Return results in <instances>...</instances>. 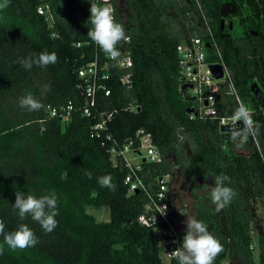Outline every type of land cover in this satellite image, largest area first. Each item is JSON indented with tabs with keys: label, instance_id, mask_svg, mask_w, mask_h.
<instances>
[{
	"label": "trees",
	"instance_id": "16d2710c",
	"mask_svg": "<svg viewBox=\"0 0 264 264\" xmlns=\"http://www.w3.org/2000/svg\"><path fill=\"white\" fill-rule=\"evenodd\" d=\"M93 1L9 0L0 9V220L6 232L25 223L38 237L35 246L24 249L4 244L0 264H179L177 256L167 257L176 245L163 236L164 225L153 230L139 224L148 197L143 191L127 193L122 158L114 162L110 143L102 145L101 139L90 137L98 117H85L79 110L84 102L78 71L95 54L105 55L87 36ZM110 1L116 21L124 24L130 37L122 43L132 60L127 71L112 64L106 83L110 96L98 94L99 111L115 110L110 134L120 147L140 129L152 135L162 161L142 164L140 175L150 192L156 189L157 175L170 174L171 157L192 181L209 178L213 186L217 175L226 174L230 179L225 183L236 193L231 202L217 208L207 198L208 204L196 205L197 219L223 245L213 264H264V229L256 228L252 206L264 201V117L258 114L264 107V0H230L236 13L224 19L222 29L220 6L229 0ZM38 6L46 7L47 15H39ZM203 17L239 97L253 110L258 147L248 133L247 139L245 133H222L217 119L185 112L192 102L180 90L177 46L191 37H203L199 29ZM177 19L182 22L178 31L171 26ZM234 20L241 36L233 35ZM44 51H54L56 63L44 67L34 63L30 69L20 63ZM126 73L130 84L121 85L119 78ZM253 84L261 91L258 101L251 91ZM27 93L41 100L39 110L19 105V98ZM224 101L231 102L229 97ZM68 103L75 108L68 121L50 115V109L61 111ZM131 106L138 111L130 112ZM234 111L232 106L223 114ZM238 146L253 151L244 154ZM185 160L191 163L189 171ZM105 175L111 176L114 187L100 182ZM50 189L58 196L56 227L49 232L30 216L20 220L12 207L15 192L39 196ZM90 207L108 209L109 220L97 221L87 212ZM182 237L179 234V243ZM253 242L255 251L249 249Z\"/></svg>",
	"mask_w": 264,
	"mask_h": 264
},
{
	"label": "built area",
	"instance_id": "2783aa9c",
	"mask_svg": "<svg viewBox=\"0 0 264 264\" xmlns=\"http://www.w3.org/2000/svg\"><path fill=\"white\" fill-rule=\"evenodd\" d=\"M111 4L114 9L113 2L110 0H94L93 3ZM230 2V0L228 1ZM39 15H47V9L44 6L37 7ZM203 29V37H191L189 40L180 42L177 46L178 67L180 71L181 85H192V88H186V95L190 98L194 108V113L190 117L200 116L217 119L220 126H229L237 128L238 121L234 118L236 109L240 104H244L238 95L237 89L234 86L231 74L227 69L222 53L218 47L216 40L213 37L208 21L203 17L201 25ZM128 42V40H124ZM123 41L117 46L120 49V56L113 59L105 53L104 58L95 54L93 59L89 61L82 69L78 71L80 83L78 88L83 98V105L79 109L85 117H98V121L94 123L90 130V137L101 139L102 145L104 142L110 143L109 152L112 160L116 162L117 158L121 157L127 168V173L124 177L123 184L126 187L127 193L131 194L138 191H143L148 197V203L144 208V212L139 216L138 222L145 227L157 229L160 224L164 225L161 229L163 236L167 237L168 243L180 247L179 234L175 229V224L171 220L169 212V197H168V182L169 174L157 175L153 179L156 189L153 192L145 185L142 174L144 167L143 163L148 165L159 164L162 157L156 148L152 135L142 129L135 133V136L126 141L121 147L113 139L109 132V125L114 116L115 110H98L97 98L98 94H103L104 97L110 96V90L106 83L111 77L110 68L129 70L132 67L130 53L123 48ZM206 43L210 47H206ZM80 43H76V47H80ZM210 57V59H208ZM211 66H220L222 76L215 78L211 71ZM121 85H129L130 77L126 73L119 78ZM229 97L230 103H224V98ZM233 104V105H232ZM252 115L253 110L244 104ZM235 107V111L231 115L223 114L225 111ZM130 112H137L136 106L128 108ZM75 108L72 103H68L61 111L50 109L52 117L61 115L62 119L68 121ZM258 114L264 117V107L258 109ZM253 120V119H252ZM243 122V121H242ZM245 125V129H246ZM254 128V122H253ZM245 133V132H244ZM252 145L258 147V140L255 131L248 132ZM138 155L141 158L139 162H133L127 158L126 153ZM142 152L144 154H142ZM251 251H255V243L249 246ZM176 256L175 249L167 254V257ZM222 264H230L228 261H223Z\"/></svg>",
	"mask_w": 264,
	"mask_h": 264
},
{
	"label": "clouds",
	"instance_id": "9594fccd",
	"mask_svg": "<svg viewBox=\"0 0 264 264\" xmlns=\"http://www.w3.org/2000/svg\"><path fill=\"white\" fill-rule=\"evenodd\" d=\"M9 0H0V9L6 8ZM89 22L91 24L87 36L94 42L101 51L115 59L120 56V49L117 45L122 40H129L126 35L124 24L117 22L114 16V9L111 4L93 3L90 4ZM57 61V55L53 52L44 51L36 56L25 57L20 63L25 69H30L32 65L38 64L41 67L48 64H54ZM45 85V89H47ZM19 105L27 108L29 111L39 110L43 105L40 99L31 93H27L19 98ZM234 118L242 120L246 129L244 130V139H247V133L252 132L253 120L250 110L240 104L236 109ZM238 130L235 135H240ZM89 177L91 173H86ZM226 174L217 175L215 183L210 188L212 201L217 208L227 206L236 195L235 190L230 187L226 181H229ZM103 185H111V176L105 175L100 178ZM58 196L54 190H48L46 194L35 195L25 193L24 191L15 192V201L12 204L13 209L20 220L30 216L32 220L38 222L45 231H52L58 221L57 216ZM186 231L180 241V247L175 249V254L179 264H213L216 256L223 250V245L219 239L209 230L208 225L195 217H187ZM0 234L3 235V244H0V252L3 251V245L6 244L10 249H24L33 247L38 243V237L34 231L25 223H20L18 227L11 231H5V225L0 220Z\"/></svg>",
	"mask_w": 264,
	"mask_h": 264
},
{
	"label": "rangeland",
	"instance_id": "374dc122",
	"mask_svg": "<svg viewBox=\"0 0 264 264\" xmlns=\"http://www.w3.org/2000/svg\"><path fill=\"white\" fill-rule=\"evenodd\" d=\"M181 23L182 22L179 19H177L176 22H171V26H172V28H174V30H176L177 27L179 25H181ZM179 29L181 30L182 28H179ZM199 29L201 30V32H203V29L201 28V26L199 27ZM178 30H176V31H178ZM183 30H185V29H183ZM232 32H233L234 36H241V27L236 20H234V26H233ZM242 102L244 104H246L243 100H242ZM238 151L246 154V153L253 151V147L243 148V147L238 146ZM142 154H144V153L142 152ZM126 156H127V158H129L131 161H133L135 163L141 161V158L138 155L132 154L130 152L126 153ZM184 163H185V168L189 171V169L191 168L190 161L185 160ZM191 179H193V177L190 178V181H191V188L190 189L193 192H195L196 190L197 191L201 190L199 185H197L198 183L194 182L195 179L193 181ZM199 180L201 181V183L203 185H206V186L208 185L211 188V180L209 178H202V179L199 178ZM181 186H182L181 182L177 183V190L176 191H179ZM203 191L199 192L200 195H198V192H197V195L194 197L195 202H199V203L203 202L204 203L207 198L211 199L210 193L205 194V195H201V194L205 193V191L204 192ZM179 193H180V191H179ZM181 204L182 203H179V205L177 206L178 209L182 207ZM183 204L187 205V207L184 208V211L182 213V215H184L185 217L184 216L181 217L178 220L177 225H175V229H176L177 233L182 235V236L184 235V233L186 231V223L185 222H186L187 217H195L196 218V215H197L196 211L193 207V202H192L191 197L185 198L183 200ZM252 206L255 207V209H254V221L258 224L256 226V228H258L260 230L262 228L264 229V201L263 202L259 201ZM179 210L181 211V209H179ZM87 212L90 213L91 215H93L97 221L101 222V221H108L109 220V211L106 208L97 209V208L90 207L87 209ZM257 231H259V230H257ZM256 254H257V252L255 253V255ZM255 264H258V262L256 261Z\"/></svg>",
	"mask_w": 264,
	"mask_h": 264
},
{
	"label": "flooded vegetation",
	"instance_id": "af4514ba",
	"mask_svg": "<svg viewBox=\"0 0 264 264\" xmlns=\"http://www.w3.org/2000/svg\"><path fill=\"white\" fill-rule=\"evenodd\" d=\"M228 2V1H227ZM231 14H228L224 19H228ZM233 15V14H232ZM169 164H170V176H169V182H168V197H169V211H170V217L175 225H177L178 220L181 218L179 216V213H176L174 215V212L171 211L172 205L174 204L176 206L179 205V203H182V207L185 206L183 204V200L187 197H190L189 189L187 186V181L185 180L184 172L182 165L177 161L175 158H170L169 159ZM181 182L182 186L180 188V193L177 190V183ZM181 213V212H180Z\"/></svg>",
	"mask_w": 264,
	"mask_h": 264
},
{
	"label": "water",
	"instance_id": "95a60500",
	"mask_svg": "<svg viewBox=\"0 0 264 264\" xmlns=\"http://www.w3.org/2000/svg\"><path fill=\"white\" fill-rule=\"evenodd\" d=\"M236 13V8L235 5L232 2H224L221 4L220 6V11H219V15L221 17V29L224 27L225 25V21L224 18L226 16H228V14H234ZM230 28H231V23H230ZM207 48L210 47L209 43L205 44ZM211 71L212 74L214 75L215 78H220L222 76V71H221V67L220 66H211ZM192 88V85H182L180 90L182 91L183 97L188 101H190V98L186 95V88ZM251 91L254 95V98L258 101L260 99V95H261V91L259 89V87L256 84H253L251 86ZM185 112L186 114H191L194 113L196 115V112H194V108L193 107H189L187 106L185 108ZM239 125V127L237 128H230L229 126H220L219 131L222 133H231V134H235L238 130L240 131V133H244L245 130V125L242 121H238L237 123Z\"/></svg>",
	"mask_w": 264,
	"mask_h": 264
},
{
	"label": "crops",
	"instance_id": "0c3cea01",
	"mask_svg": "<svg viewBox=\"0 0 264 264\" xmlns=\"http://www.w3.org/2000/svg\"><path fill=\"white\" fill-rule=\"evenodd\" d=\"M184 178H185V180L187 181V186H188V189H189V193H190V197H191V199H192V202H193V207H194V209H195V211H196V214H197V210H196V205L198 204V202H195V200H194V195H197V192H198V195H200L199 194V192H201V191H205V193L204 194H201V195H205V194H208V193H210V187L207 185H203L202 183H201V181L199 180V178H203V177H198V178H196L195 179V181L194 182H197L198 184L197 185H199V187H200V189L201 190H199V191H195V192H193L190 188H191V182H190V177H186V176H184ZM197 180V181H196ZM203 191V192H204ZM187 198V197H186ZM205 202L207 203L208 201H207V199L205 200ZM204 202V203H205ZM208 204V203H207ZM178 205L176 204V206L173 204L171 207H172V209H171V211H173L174 212V215H176V213H179V216L180 217H183L184 215H182V213H183V211H184V208H186L187 207V205H185L184 207H181V208H179V209H181V211L178 209V207H177ZM170 212V211H169ZM181 212V213H180ZM185 217V216H184ZM196 218H197V215H196Z\"/></svg>",
	"mask_w": 264,
	"mask_h": 264
}]
</instances>
